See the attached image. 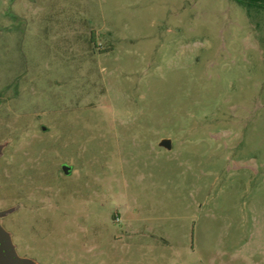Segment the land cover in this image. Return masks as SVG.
Segmentation results:
<instances>
[{"label": "rangeland", "instance_id": "obj_1", "mask_svg": "<svg viewBox=\"0 0 264 264\" xmlns=\"http://www.w3.org/2000/svg\"><path fill=\"white\" fill-rule=\"evenodd\" d=\"M0 212L35 264H264V10L0 0Z\"/></svg>", "mask_w": 264, "mask_h": 264}, {"label": "water", "instance_id": "obj_2", "mask_svg": "<svg viewBox=\"0 0 264 264\" xmlns=\"http://www.w3.org/2000/svg\"><path fill=\"white\" fill-rule=\"evenodd\" d=\"M43 130H46L43 127ZM160 145L168 150L172 149V141L170 139L162 140ZM65 174L70 173V167L65 165L63 167ZM8 212H0V264H35L34 261L21 258L13 245L10 234L2 227L1 218L7 215Z\"/></svg>", "mask_w": 264, "mask_h": 264}, {"label": "trees", "instance_id": "obj_3", "mask_svg": "<svg viewBox=\"0 0 264 264\" xmlns=\"http://www.w3.org/2000/svg\"><path fill=\"white\" fill-rule=\"evenodd\" d=\"M244 7L248 12L250 10H264V0H232Z\"/></svg>", "mask_w": 264, "mask_h": 264}, {"label": "flooded vegetation", "instance_id": "obj_4", "mask_svg": "<svg viewBox=\"0 0 264 264\" xmlns=\"http://www.w3.org/2000/svg\"><path fill=\"white\" fill-rule=\"evenodd\" d=\"M64 166H65V165L62 166V169H63ZM63 171H64V169H63ZM64 173H65V172H64Z\"/></svg>", "mask_w": 264, "mask_h": 264}]
</instances>
